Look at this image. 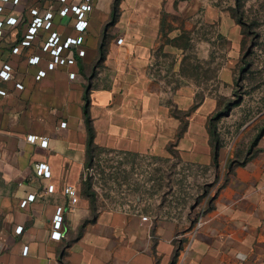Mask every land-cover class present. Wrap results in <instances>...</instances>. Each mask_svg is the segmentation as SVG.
Wrapping results in <instances>:
<instances>
[{
  "label": "crops",
  "instance_id": "0c3cea01",
  "mask_svg": "<svg viewBox=\"0 0 264 264\" xmlns=\"http://www.w3.org/2000/svg\"><path fill=\"white\" fill-rule=\"evenodd\" d=\"M68 2L91 5L83 41L73 47L75 63L48 69L42 45L50 31L60 39L78 35L72 15L58 13L59 0H0V70L10 66L9 77L0 76V264H264V134L249 157L227 172L211 208L192 228L119 206L92 210L81 191L85 87L95 146L176 154L188 163L213 162L207 122L218 103L189 84L170 87L152 77L158 54L173 55V71L179 69L171 42L178 34L169 30L161 40L160 32L166 13L187 16V0ZM32 8L54 15L49 28L38 27L26 39ZM10 16L17 20L7 22ZM202 18L229 35L236 25L229 11L211 4ZM102 40L104 55L94 65ZM34 55L36 63L30 61ZM41 68L45 74L36 78ZM105 74L108 82L100 85ZM229 153L220 143L217 159L225 163ZM39 163H46L47 174ZM67 185L77 192L75 204L63 192ZM58 207L62 220L55 237Z\"/></svg>",
  "mask_w": 264,
  "mask_h": 264
},
{
  "label": "rangeland",
  "instance_id": "374dc122",
  "mask_svg": "<svg viewBox=\"0 0 264 264\" xmlns=\"http://www.w3.org/2000/svg\"><path fill=\"white\" fill-rule=\"evenodd\" d=\"M18 1L12 0L14 4ZM187 1V16L166 13L160 32L161 40L169 30L178 34L171 42L180 54L179 69L173 71V55L158 54L151 67L152 77L170 87L189 84L198 96L217 99L218 107L211 116L219 115L210 127L214 125L211 129L230 149L229 157L225 163L218 160V165L197 164L184 162L176 154L159 156L96 147L85 153L81 178V191L87 195L90 183L97 208L119 206L161 215L181 229L194 227L211 208L227 172L249 157L264 134V0ZM208 4L229 11L235 19L230 35L220 33L217 24L203 21ZM68 14L77 19L74 12ZM44 15L32 14L31 21ZM64 39L59 36V43ZM79 44L71 48L78 49ZM47 51L49 60H54L50 48L43 49ZM67 52L63 47L60 55ZM108 79L109 74H105L98 83L106 84Z\"/></svg>",
  "mask_w": 264,
  "mask_h": 264
},
{
  "label": "built area",
  "instance_id": "2783aa9c",
  "mask_svg": "<svg viewBox=\"0 0 264 264\" xmlns=\"http://www.w3.org/2000/svg\"><path fill=\"white\" fill-rule=\"evenodd\" d=\"M15 2L17 0H14ZM62 3L61 8L59 9V13L61 15H65L69 11L74 12L76 14L77 19L74 22V28L79 31L80 33L76 36H67L62 43H59V36L56 34V32H52L47 40L44 42L43 49L47 50L50 48V51L54 55V60H49L47 62V68L51 69L54 68L56 65L59 64H72L75 63V57L73 54V49L71 46L73 44H79L82 41V35L81 32L84 31L87 25V20L85 19V12L90 9L91 5L88 2H82L79 4L71 3L68 2V0H59ZM2 10V7L0 6V11ZM32 14H36L38 10L36 8L31 9ZM52 14L51 11H47L44 15V17L40 16H34L33 20L31 21L29 27H28V32L25 34V37L27 39H32L33 34L36 32L37 28L40 26H45L48 28L51 24L50 18ZM7 22L13 23L15 22V18L13 16H10L6 19ZM1 25V21H0ZM64 47L65 51H68L67 53H64L63 55H60V50ZM39 60V55H34L31 57L30 61L32 63H36ZM9 70L10 66L8 64H4L3 68L0 70V76L3 79H7L9 77ZM46 69H38L36 78H40L44 76ZM17 86L21 87L20 83H17ZM1 93H3V90H0ZM63 123V122H62ZM28 139L31 141H34L36 139L35 135L30 134L28 136ZM41 144L43 146H46L47 141L45 139L41 140ZM39 167L43 169V172L47 174V165L46 163H39ZM64 194H66L69 198V203L75 204L77 201V192L74 187L71 185H67L63 189ZM32 197V196H31ZM25 203V200L23 201ZM62 220V208L58 207L56 210V213L53 218V232L52 235L55 237L60 236V223ZM20 229V227L18 228ZM24 251H26V248H24Z\"/></svg>",
  "mask_w": 264,
  "mask_h": 264
},
{
  "label": "trees",
  "instance_id": "16d2710c",
  "mask_svg": "<svg viewBox=\"0 0 264 264\" xmlns=\"http://www.w3.org/2000/svg\"><path fill=\"white\" fill-rule=\"evenodd\" d=\"M115 15L116 14L114 13V10H113V12L111 14L110 21H112L115 18ZM103 55H104V40H102L99 44V54H98V57H97L94 65L99 64V62L103 58ZM77 56H78V54H77ZM86 89H87V87H85V91L83 94V98L85 101L83 109H84V114H85V121L87 124V151L86 152H89L98 146H95V144L93 143L94 133H93V128H92L90 120H89L88 95H87ZM218 115H219V112H216L213 116H211L209 118V120L207 122L209 134H210L211 140L213 141V162H212V164H214V165H218L217 155H218V148H219L221 142L219 141L217 132H215L213 129H211L214 127V125L212 127H210V126L212 125L213 120L217 119ZM258 137H259V135H258ZM258 137H257V139H258ZM85 196L89 199L92 210L95 211L97 209V206L95 204V198L93 197V194L90 191V183H88V185H87V195H85Z\"/></svg>",
  "mask_w": 264,
  "mask_h": 264
}]
</instances>
